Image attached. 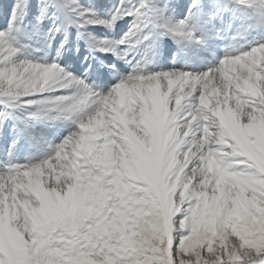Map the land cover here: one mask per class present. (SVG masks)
Listing matches in <instances>:
<instances>
[{"label": "snow or ice", "instance_id": "1", "mask_svg": "<svg viewBox=\"0 0 264 264\" xmlns=\"http://www.w3.org/2000/svg\"><path fill=\"white\" fill-rule=\"evenodd\" d=\"M230 2L250 10L264 27V0ZM50 3L70 10L76 20L68 23L78 28L111 29L123 16H135L117 44L96 45L101 51L115 53L129 42L141 28L144 9L153 12L160 37L202 42L195 2L178 22L166 17L167 4L159 8L147 0L133 10L124 9L122 0L110 20L76 0ZM20 6L0 42L15 39ZM17 51L0 48V98L6 106L11 100L54 103L75 117L78 131L41 162L0 172V264H264V127L255 123L264 118V44L203 73H134L103 95L56 62L13 58ZM53 82L71 94L23 100ZM189 99L190 107L182 110ZM41 114L47 112L41 108L31 118ZM89 185L104 195L81 205L77 193ZM88 204L91 211L85 212Z\"/></svg>", "mask_w": 264, "mask_h": 264}, {"label": "bare ground", "instance_id": "2", "mask_svg": "<svg viewBox=\"0 0 264 264\" xmlns=\"http://www.w3.org/2000/svg\"><path fill=\"white\" fill-rule=\"evenodd\" d=\"M31 1H33V0H16V2L20 3V5H21L19 10H18V16L19 17H22L21 14H22V12H25V6H27V4H29V3H31ZM76 2L80 7L88 9V8H86L87 4L86 3L84 4L83 0H79V1L76 0ZM194 2L198 5V2L196 0L186 1L184 4V9H186V7L193 5ZM216 2L218 3L219 9H221V10H223L224 6H227L230 9H234V4H232L230 2V0H217ZM175 8H177L176 5H175ZM195 8L197 9V7H195ZM195 8H193V9H195ZM169 9H172V8H169ZM173 10H175V9H173ZM192 11H194V10H192ZM50 12H52L51 15H50ZM233 12H235V11H233ZM171 13H173V11H171V10H168L167 12H165L166 17L171 18L173 20V22H178L177 19H173V16H172L173 14H171ZM195 13H196V11L193 12V16H196V15H194ZM227 14H228V12H227ZM177 15L179 16V13ZM217 17H218V15H217ZM69 18H71L72 20H76V16L74 14H72L70 10L64 11V9H60L59 7H53V9H51V11H49V13L45 16V22H42V21L41 22H35V24H33V27H29V29H26V30L24 28L23 31H22V29L19 31V28L15 27L16 29H18L17 32L13 33L15 39L13 41H9V39L6 36L5 40L0 42V48L12 47V48L18 49V51L15 54V57H13V58L26 59V60L34 63V64L38 63L41 65H46V63L51 64L53 62H56L59 69H63L64 72L70 73L73 77H75L77 79L85 80V82L88 85H90L94 88L95 93H99L101 95H103L100 91L101 87L98 88L97 83L99 81H102L103 83L110 82L111 89L107 92V93H109L122 80H125L129 77V76H126V72L128 70V64L125 62L126 59L121 54L117 55L111 51L99 50V48L96 45L99 44L100 41H106V40H103L101 38L99 39L98 35L101 34V30H98V27H96L95 25H86L84 28H81L84 31L83 35L87 34V39H89L87 42H89V43H87L85 40L80 42V40L83 38H81V35L79 33H77L79 28L75 24H73V27H72V24L70 25L68 23ZM50 19L53 21H51ZM0 20H2V18H0ZM21 20L22 19L18 20V23H20L19 21H21ZM42 23H44V25H41ZM207 24H208V22L206 23V20L203 23H201V21H200L199 22V31L197 32L198 37L202 38V41L206 40V37H204V36H206V33H207V35H209V37H207V38L211 39L210 43L207 44V50L206 51H205V49L204 50L202 49L203 51L201 50L202 54H196L194 49H195V47H202L203 45L184 43L183 48L178 47V49L176 50L177 52H175L174 55H170L169 43L165 41L166 37H168V36L163 37V38L161 37V38L157 39V43L159 44V45H157L158 46L157 50L152 54L151 57L147 58L146 60L144 59L145 61L144 62L142 61L143 63L140 64L138 74L149 75V74L157 73L158 71L159 72H165V71H169V70H179V71L191 72V73H203V72L208 71L209 69H212V68L218 66L219 63L224 58H226L228 56L239 55L240 53L249 51L253 47H256L260 44H264V34H260V36L257 37L259 32L257 30V25L255 23L250 24V25H252V27H249V26L245 27L244 26L241 30V35L239 38H237V39L231 38L228 40H224L223 38H221L217 34L219 31L217 33H214L213 28L212 27L209 28L208 26H206ZM71 27H72L73 31L71 30ZM4 28H5V25H4L3 21H0V32L2 31L4 33H7L9 28L8 29H6V28L4 29ZM261 28L262 29H260V31L264 32V27H261ZM56 29H59V31H57ZM76 29H77V32H76ZM224 29H226V28H224ZM237 29H238V27H237ZM238 30H240V29H238ZM255 30H257V31H255ZM19 34L22 35V37H20ZM64 39H65V41H64ZM68 40L70 41V43L72 45H74V44L78 45L75 48L74 52H72V54L75 55V57L72 59V61L75 65H79L80 69L74 68L73 70H71L69 68V65H67L66 58H64L65 55H63V54H66L67 52L70 51V43ZM212 40L216 41L217 43L216 42L215 43L217 45ZM27 41H30L33 44L34 48L36 47V49L33 50V53L35 54L34 57L31 55L32 49H29L28 47L26 48V46L24 45L25 42H27ZM91 43L95 47L94 52L96 54H94V52H93L94 57L86 56L83 52H79L80 46H81L82 50L84 49L83 44L87 45V46H85L86 49L87 48L92 49L91 46L89 45ZM59 44H61V47ZM93 45H92V47H93ZM101 46L102 47H111V44L107 41V44L101 45ZM144 49H147V48H144ZM71 50H73V49H71ZM140 50H143V49H140ZM87 53H88V51H87ZM140 53H141V51H140ZM143 56H144V54H143ZM83 62L84 63L86 62V64L90 63V66H88L89 68L87 71H85V66L83 67ZM109 66H111V67H109ZM90 68L94 69L93 75L88 73ZM63 74H64L63 72L59 74L61 81L63 79ZM103 75H105L107 77V79ZM129 75H131V74L129 73ZM64 91L67 93V95H70V93H71V91L69 89H65L60 84L53 82V84L48 89H46L44 92L36 93L35 95H33L31 97L23 98V100L37 101V102L48 101V99H51L52 97L56 98L58 95H60V93H62ZM11 102H13L12 103L13 105L23 106L29 110L33 109L32 110L33 113L37 112L41 108L44 111L52 110V111H56V113L61 112L60 110H58V108L56 107L55 104H54V106L49 107L47 104H44L45 105L44 106L42 103L25 104V103H22V102L17 101V100H11ZM190 105H191L190 99L184 101L182 104V110L185 107H190ZM34 109H35V111H34ZM52 111H51V113H52ZM55 114H53V115H55ZM65 115L67 116L70 114L62 113V112H61V114H56L55 116L41 114L37 118H34L36 122L33 124L36 127L34 126L35 127L34 131H33L34 136H33V139H31V141L32 142L35 141V142L33 144L30 143V147L29 146H23L21 144L22 146L20 147V152L22 150L28 149L27 154L22 156L20 153H18V156L15 155L16 156L15 159L8 158L7 159L8 163L6 162L7 165L6 164L5 165L9 166V167L3 168L2 170L0 169V172H4L9 168L14 169L17 166L34 165V164L41 162L46 157L53 155L55 151L52 154L45 152V149L48 146L50 147V140L47 138V136L52 134L51 131L53 130V126L51 125V122H53V123L57 122L58 123L61 119H56V117L59 118L61 116H65ZM65 120H66L65 118L62 119V121H64V122H65ZM69 121H72V120H69ZM75 122L77 123L76 129H75V132H76V131H78V121H75ZM255 123L261 127H264V118H257ZM38 127L40 128V130L38 129ZM32 146L34 147V149H33L34 151L32 150ZM109 160L111 161V157L109 158ZM1 162H4V160ZM1 162H0V164H1ZM112 162H114V161H112ZM2 165H3V163H2ZM54 165H55V162H54ZM57 171H59V169H57L55 166H53V172L55 173ZM44 178H47V172L44 173Z\"/></svg>", "mask_w": 264, "mask_h": 264}, {"label": "rangeland", "instance_id": "3", "mask_svg": "<svg viewBox=\"0 0 264 264\" xmlns=\"http://www.w3.org/2000/svg\"><path fill=\"white\" fill-rule=\"evenodd\" d=\"M77 1H79V0H77ZM186 1H188V0H147L148 4L151 6H154V7L162 8L164 4H167V11L168 10L173 11V13H171V14H173L172 15L173 19H177V21H180L181 19L184 20L189 14L190 6L186 7V9H184V4ZM196 1L198 2L197 9L196 8L192 9V10H194V11H192V13L196 11V13L194 14V15H196V16H194L195 19L198 20L199 22L201 21V23H203L206 20V23L208 22V24L206 26H208L209 28L212 27L214 33H217L219 31L217 34L221 38H223L224 40H228L231 38L237 39L240 37L241 30L244 26L245 27L249 26L252 23L256 24L255 19L252 18L249 14L250 10H247V9L239 10L234 5V9L229 8L228 11H223V10L219 9L218 3L216 2L217 0H214V1L213 0H196ZM83 3L84 4L86 3L87 4L86 8L91 9L93 12H95L97 17H99L101 19H105V20H110L113 13L116 12L117 7L121 5L122 0H103V1L102 0H83ZM139 3H140V0H123V8L127 9V10H133L135 7H137L139 5ZM174 4L177 6V8H175ZM16 5H17L16 0H0V18H2V20H0V21H3L6 29H8V28L10 29V21L13 19V9ZM169 8H172V9H169ZM51 9H53V6L50 3V0H33V1H31V3L27 4V6H25V12H22V14H21L22 17H19L18 12H17V15H16L15 20H14V27H18L19 31L21 29L23 31L24 28L26 30V29H29V27H33V24H35V22H41V21L45 22V16L49 13V11H51ZM173 9H175V10H173ZM64 11H68V10H64ZM143 11L146 13V15L142 18L140 30L137 31L136 35L134 37H132L129 42H126L124 44H119L118 47H116V49H115V54H117V55L121 54L126 59L125 62L128 64V70L126 72V76H130L129 73L131 75L134 73L135 74L139 73L140 64L143 63L147 58L151 57L152 54L157 50V47H158L157 45H159L157 43V39L161 38L159 36L160 30L155 27V17L153 15V12L150 11L149 9H144ZM233 11H235V12H233ZM227 12H228V14H227ZM178 13H179V16L177 15ZM213 13L215 14L214 19L212 18ZM51 14H52V12H50V15ZM217 15H218V17H217ZM41 17H43V18H41ZM20 19H22V20L19 21L20 23H18V20H20ZM51 21H53V20H51ZM116 22L117 23H115V26H114L115 29L114 28L109 29L103 25H95L96 27H98V30H101V34L98 35L99 39L101 38L103 40L108 41L111 44V46H113V45L117 44V42L121 41L129 33L130 29H132V27H133V24L136 23L137 20H136L135 16H123L121 19H118ZM41 25H44V23H42ZM72 27H73V24H72ZM72 27H71V30L73 31ZM237 27L240 30H238ZM224 28H226V29H224ZM260 29H262V28L260 26H257V30L259 32V33L257 32L258 33L257 37L260 36V34H264V32L260 31ZM257 30H255V31H257ZM76 32H77V29H76ZM83 32L84 31L81 28L78 29L77 33H79L81 35V38H83V39L80 38L81 39L80 42H82L84 40L87 42L89 39H87V34L83 35ZM19 36L22 37V35H20V34H19ZM146 36H148L149 39H147V40L144 39V37H146ZM163 37H166V36H163ZM204 37H206L207 41L206 40H204L205 42L202 41V43H201V45H203L202 47H195L194 50H195L196 54H202V51L204 49H205V51L207 50V44L210 43L211 39L207 38V37H209V35H207V33H206V36H204ZM64 41H65V39H64ZM165 41L169 43L170 55H174V53L177 52L176 50L178 49V47H182V48L184 47V42L182 43L179 40V38H173L171 36H168V37H166ZM213 42L215 43L216 41H213ZM69 43H70V41H69ZM87 43H89V42H87ZM91 44H89V45L91 46L92 49H90V48H89L90 50L88 48L86 49L85 46H87V45L83 44L84 49L82 50V48L80 46L79 52H83L86 56L94 57L93 52L95 50V47L93 44H92L93 45V47H92ZM24 45L26 46V48L28 47L29 49H32L31 55L34 57L35 54L33 53V50L36 49V47L34 48L33 44L30 41L25 42ZM59 45L61 47V44H59ZM77 46L78 45H75V44L72 45L70 43V51L67 52L66 54H63V55H65L64 58H66L67 65H69V68L71 70H73L74 68L80 69V66L75 65L72 61V59L75 57V55L72 54V52H74V50ZM144 48H147V49H144ZM71 49H73V50H71ZM140 49H143V50H140ZM87 51H88V53H87ZM140 51H141V53H140ZM94 54H96V53L94 52ZM143 54H144V56H143ZM84 66H85V71H87L89 68L88 66H90V63L86 64V62L85 63L83 62V67ZM88 73L93 75L94 69L90 68ZM157 73H160V72L158 71ZM103 76L107 79V77L105 75H103ZM97 87L98 88L101 87V89H100L101 93L106 94L111 89V84H110V82L103 83L102 81H99L97 83ZM60 95H67V93L64 91V92L60 93ZM60 95H58V96H60ZM48 101H55V98L52 97L51 99H48ZM10 103L12 106H6L3 98H0V118L7 117V118H4L3 126H2V128H0V157H1L0 162L3 160L5 162V163L1 162V164H0L1 170L3 168L9 167V166H6L8 163V161H7L8 158L15 159L16 156H18V153H20L22 156L27 154V151H28L27 148H26L27 150H22L20 152V147L22 145L30 147V143L33 144L35 142V141H33V142L31 141V139H33V136H34L33 135L34 128L36 127L33 124L36 122L35 119L31 118L32 113H33L32 112L33 109H30L31 110L30 111L29 109H27L23 106L13 105L12 104L13 102H10ZM47 105L49 107H52V106H54V103H49ZM34 111H35V109H34ZM51 111L52 110L46 111L47 115L55 116L56 114H61V112L56 113V111H52V113H51ZM53 114H55V115H53ZM61 117H59V118L56 117V119H61L58 123L54 122L55 123L54 124L53 122H51V125L53 126V130L51 131L52 134L47 136V138L50 140V147L48 146L45 149V152H47V153L52 154L57 149V147L59 145H61L72 133L75 132L76 124H77L75 122L77 120L74 119L75 117H72L70 115H67V116L65 115V116H61ZM65 117H68V118H65ZM64 118L66 119L65 122L62 121V119H64ZM69 120H72V121H69ZM38 129L40 130L39 127H38ZM13 141H18V143L16 144V148L12 151L13 152L12 155L9 156V149L11 148ZM33 149H34V147L32 146V150ZM2 163L5 167L2 165Z\"/></svg>", "mask_w": 264, "mask_h": 264}, {"label": "clouds", "instance_id": "4", "mask_svg": "<svg viewBox=\"0 0 264 264\" xmlns=\"http://www.w3.org/2000/svg\"><path fill=\"white\" fill-rule=\"evenodd\" d=\"M104 195V190L103 189H97L95 188L94 185H89L88 188L83 191V192H78L77 193V200L81 205H84L86 201H97ZM92 206L88 204L87 206L84 207V211L88 212L91 211ZM38 210H33V212H36ZM32 222L33 225H36L39 221L35 215H32Z\"/></svg>", "mask_w": 264, "mask_h": 264}]
</instances>
